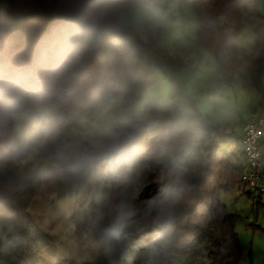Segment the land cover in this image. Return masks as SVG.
<instances>
[{
	"label": "trees",
	"instance_id": "trees-1",
	"mask_svg": "<svg viewBox=\"0 0 264 264\" xmlns=\"http://www.w3.org/2000/svg\"><path fill=\"white\" fill-rule=\"evenodd\" d=\"M258 1L190 0V3L195 21L194 47L214 59L223 81L236 79L248 83L263 109L264 14L259 11ZM66 3L67 0H0V39L15 35L23 43L33 35L46 33L65 19ZM117 27L119 30L105 44L87 50L86 65L90 69L87 75L111 73L113 102L121 98L124 108L129 109L156 83V72L172 80L184 61L175 52L157 48V39L143 41L132 28L119 24ZM246 28L254 37L251 52L238 51L234 41ZM173 48L177 46L174 44ZM180 104L190 107L193 116L179 110ZM96 113L93 105L81 110L82 119ZM132 118L139 121L142 129L141 160L132 177L133 193L138 189L139 194L133 203L142 209L145 202L169 185L178 204L175 239L169 254L157 264H181L178 261L181 256L194 257L205 264H238L242 256L235 230L238 217L228 212L220 196L239 184L244 187L242 175L246 167L229 150L219 149L221 143L236 134L220 132L218 125H212L208 117L195 109L194 103L176 94L174 88L168 103H147L143 114ZM76 125L66 124L60 130V138L73 135ZM38 163L35 168L23 165L21 172L6 170L0 148V261L4 264H51L41 254L52 241L35 227L27 213L36 189L43 188L48 196L57 199L85 190L90 196L89 206H94L97 196L111 199L116 195L109 187L93 191L65 185L48 176L42 170L43 163ZM177 179L179 184L175 183ZM150 234L148 229L134 237L132 264L143 263L151 243ZM74 237L77 241L86 239L90 244L98 239L82 225L76 227ZM90 264L108 262L99 251L97 260Z\"/></svg>",
	"mask_w": 264,
	"mask_h": 264
},
{
	"label": "clouds",
	"instance_id": "clouds-1",
	"mask_svg": "<svg viewBox=\"0 0 264 264\" xmlns=\"http://www.w3.org/2000/svg\"><path fill=\"white\" fill-rule=\"evenodd\" d=\"M151 9L152 0H67L65 19L46 33L23 43L15 35L0 39L3 167L21 172L25 164L42 162L46 174L65 185L114 189L111 199L97 196L94 206H85L80 218L98 236L95 246L108 264H132V241L148 229L147 264L165 258L175 239L173 187H162L142 209L133 203L139 194L132 190L142 153L139 121L110 109L111 73L87 75L89 47L105 44L119 21ZM89 105L96 120L60 138L66 124L81 123V110Z\"/></svg>",
	"mask_w": 264,
	"mask_h": 264
},
{
	"label": "rangeland",
	"instance_id": "rangeland-1",
	"mask_svg": "<svg viewBox=\"0 0 264 264\" xmlns=\"http://www.w3.org/2000/svg\"><path fill=\"white\" fill-rule=\"evenodd\" d=\"M258 8L264 14V0L258 1ZM118 24L132 28L143 41L157 39V48L177 53L184 62L172 80L156 72V83L146 90L133 108H124L120 98L110 105L112 111L127 117L140 116L147 103H168L174 88L176 94L194 103L195 109L208 117L212 125H218L223 134L237 135L246 121L258 117L263 120L264 126V108L258 106L259 98L255 90L248 83L236 79L229 83L223 81L214 59L194 47L195 21L190 0H152L149 12ZM234 41L238 51L251 52L254 48V37L247 28ZM178 109L189 116L193 114L188 106L180 104ZM96 118L97 113L82 119L73 134L81 132ZM219 149L229 150L234 158L242 160L235 136L221 143ZM28 164L32 168L39 166L38 162ZM247 193L239 184L229 193L221 195L220 201L230 214L238 217L235 230L242 249L238 264H264V194L256 203ZM89 202L90 196L85 190L63 199L48 196L43 188L35 190L27 213L35 227L52 241L41 254L51 264H90L97 260L99 250L95 244L86 239L77 241L74 237L76 227L82 225L80 218ZM178 261L181 264H205L190 256L178 257ZM0 264L4 263L0 261ZM142 264H147L146 256Z\"/></svg>",
	"mask_w": 264,
	"mask_h": 264
},
{
	"label": "built area",
	"instance_id": "built-area-1",
	"mask_svg": "<svg viewBox=\"0 0 264 264\" xmlns=\"http://www.w3.org/2000/svg\"><path fill=\"white\" fill-rule=\"evenodd\" d=\"M191 117L193 116L190 115ZM264 138L263 120L246 121L236 135L246 163L242 182L255 201L264 194Z\"/></svg>",
	"mask_w": 264,
	"mask_h": 264
},
{
	"label": "crops",
	"instance_id": "crops-1",
	"mask_svg": "<svg viewBox=\"0 0 264 264\" xmlns=\"http://www.w3.org/2000/svg\"><path fill=\"white\" fill-rule=\"evenodd\" d=\"M264 148V147H263ZM242 163H243V165H245V167H246V163L244 162V159H243V157H242ZM249 196H251V195H249ZM264 196V195H263ZM252 197V196H251ZM262 196H260V197H258L256 200H255V202L256 203H258V201H259V199L261 198ZM252 200H253V197H252ZM254 201V200H253Z\"/></svg>",
	"mask_w": 264,
	"mask_h": 264
}]
</instances>
